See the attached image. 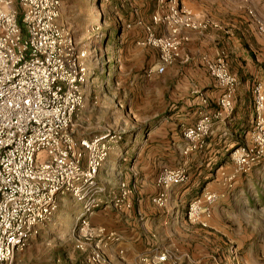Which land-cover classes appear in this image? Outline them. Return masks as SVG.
I'll use <instances>...</instances> for the list:
<instances>
[{"label": "built area", "instance_id": "1", "mask_svg": "<svg viewBox=\"0 0 264 264\" xmlns=\"http://www.w3.org/2000/svg\"><path fill=\"white\" fill-rule=\"evenodd\" d=\"M153 27H163L165 35L148 28V38L140 42L158 50L167 63L180 55L187 36L183 30L204 31L214 27L200 21L180 0H158ZM62 0H0V264H15L30 241L39 235L59 209V197L70 195L82 205V234L77 249L85 251L97 239L90 264H112L103 245L116 241L115 232L90 229L92 216L103 206L105 189L99 173L113 145L122 134L109 133L92 139H77L73 132L75 115L84 107L90 88L91 70L85 49L73 43L60 25ZM264 39V21L258 22ZM210 75L222 93L214 113L203 111L197 123L183 131L187 141L184 155L202 150L215 122L231 121L239 79L219 57L207 62ZM253 126L247 142L230 153L233 172H222L223 184L231 187L240 175L249 174L264 160V83L252 87ZM204 105L208 101L204 99ZM189 180L185 166L163 168L156 178L154 206L165 209L170 190ZM115 206L129 207L132 191L122 182ZM219 194L205 187L187 207L190 223L208 227ZM170 256L158 252L141 258L142 264H169Z\"/></svg>", "mask_w": 264, "mask_h": 264}, {"label": "crops", "instance_id": "2", "mask_svg": "<svg viewBox=\"0 0 264 264\" xmlns=\"http://www.w3.org/2000/svg\"><path fill=\"white\" fill-rule=\"evenodd\" d=\"M180 2L198 20H210L214 24V27L204 31L181 32V36H187L189 40L183 43L180 50L179 73L185 83L193 87V92L191 90L192 94L185 93L183 96L178 94L179 106H173V114L155 124L158 129L155 128L157 133L154 136L160 138L164 146L150 156L152 143L145 140L150 145L143 149L142 157L147 152L149 161L147 169L143 165L140 170L143 173L146 171V174L141 173L133 180V184L139 185L137 196L131 201L129 197V207L121 209L112 205V198L120 193L119 186L111 191L102 179V170L118 150V144L113 145L99 173V184L105 189L101 195L104 204L92 216L91 223L96 229L115 232L118 236L116 241L103 245V252L112 264H130L137 259L140 262L141 257L158 252H166L169 256L184 253L190 262L191 258L195 261L197 255L199 260H202V255L210 259V253L218 249L224 255L230 254L228 243L232 242L242 255L237 258V264H264V160L249 174L236 177L231 187L223 184L222 177V172H233L230 153L236 146L247 142L246 134L253 126V84L258 81L264 83V39L257 30L258 22L264 21V0ZM154 8L155 13L159 8L158 1L157 8ZM142 16L138 18L144 20ZM157 29L159 35L166 34L165 28ZM141 37L144 39L143 28L132 29L126 35L131 43ZM219 57L225 59L230 73L239 79L234 117L231 121L215 122L205 147L185 156L188 144L183 131L194 126L203 111L214 113L217 110L222 91L210 75L207 62ZM182 61L190 62L184 64ZM87 95L88 92L86 99ZM204 99L208 101V106L204 105ZM83 108L75 115L74 121ZM73 132L77 139L105 135H85L74 128V123ZM181 166L188 170V182L170 190L169 204L165 209L157 208L152 203L157 193V176L165 167ZM205 187L219 194L208 228L190 223L186 218L189 203ZM64 201L73 202L78 216L81 215L82 205L70 195L59 197V208L65 204ZM111 207L114 208L113 213L109 210ZM215 243L218 248H214ZM169 264L172 262L169 261Z\"/></svg>", "mask_w": 264, "mask_h": 264}, {"label": "rangeland", "instance_id": "3", "mask_svg": "<svg viewBox=\"0 0 264 264\" xmlns=\"http://www.w3.org/2000/svg\"><path fill=\"white\" fill-rule=\"evenodd\" d=\"M114 1L62 0L59 21L73 43L86 50L87 64L92 70L86 104L75 119L74 128L85 135L122 134L117 152L102 170V179L111 191L122 182L129 185L131 201L136 198L139 186L133 184V180L141 173L146 174L140 169L143 165L147 169L149 161L147 152L142 157L143 149L150 145L145 140L152 143L150 156L164 146L160 138L154 136L155 128L158 129L155 124L173 114V106H179L178 94H192L193 87L187 85L179 73V57L167 63L158 50L140 43L142 37L133 43L126 38L130 30L143 28L146 42L149 27L159 35L158 26L152 25V17L158 14V10L153 11L158 0H123L122 5ZM140 15L144 20L138 18ZM118 28L121 29L116 36ZM64 202L51 222L42 226L39 235L30 241L29 247L16 256L15 264H90L89 255L97 239L89 241L85 251L77 249L82 222L78 221L76 205ZM115 204L112 202L113 207L120 209ZM109 210L114 212L112 207ZM90 229L96 227L90 223ZM214 248H218L217 243ZM228 249L230 254L224 255L218 249L210 253V259L202 255L199 260L197 255L191 262L184 253H174L170 254V263L237 264V258L242 255L236 251L235 243H228ZM130 264L142 262L137 259Z\"/></svg>", "mask_w": 264, "mask_h": 264}, {"label": "trees", "instance_id": "4", "mask_svg": "<svg viewBox=\"0 0 264 264\" xmlns=\"http://www.w3.org/2000/svg\"><path fill=\"white\" fill-rule=\"evenodd\" d=\"M122 3H123V0H115L114 1V4H116V5H122ZM120 29L121 28L117 29L116 36H118V33H119Z\"/></svg>", "mask_w": 264, "mask_h": 264}]
</instances>
